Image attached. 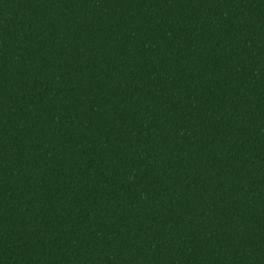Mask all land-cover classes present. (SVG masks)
<instances>
[{"label":"trees","instance_id":"1","mask_svg":"<svg viewBox=\"0 0 264 264\" xmlns=\"http://www.w3.org/2000/svg\"><path fill=\"white\" fill-rule=\"evenodd\" d=\"M0 264H264V0H0Z\"/></svg>","mask_w":264,"mask_h":264}]
</instances>
